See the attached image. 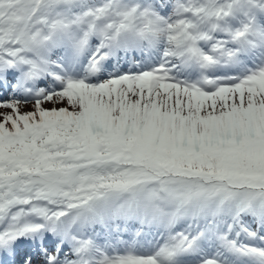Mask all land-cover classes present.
I'll use <instances>...</instances> for the list:
<instances>
[{"label": "snow or ice", "instance_id": "6c2138e0", "mask_svg": "<svg viewBox=\"0 0 264 264\" xmlns=\"http://www.w3.org/2000/svg\"><path fill=\"white\" fill-rule=\"evenodd\" d=\"M0 264H264V0H0Z\"/></svg>", "mask_w": 264, "mask_h": 264}, {"label": "rangeland", "instance_id": "374dc122", "mask_svg": "<svg viewBox=\"0 0 264 264\" xmlns=\"http://www.w3.org/2000/svg\"><path fill=\"white\" fill-rule=\"evenodd\" d=\"M45 106H46V107H51L52 105L49 104V105H45Z\"/></svg>", "mask_w": 264, "mask_h": 264}]
</instances>
